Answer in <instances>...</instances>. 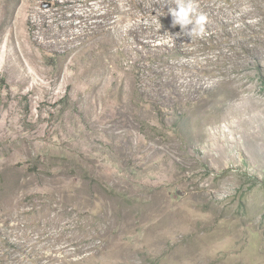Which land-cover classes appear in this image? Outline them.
<instances>
[{"label":"rangeland","instance_id":"rangeland-1","mask_svg":"<svg viewBox=\"0 0 264 264\" xmlns=\"http://www.w3.org/2000/svg\"><path fill=\"white\" fill-rule=\"evenodd\" d=\"M166 1L0 0V264H264V0Z\"/></svg>","mask_w":264,"mask_h":264},{"label":"bare ground","instance_id":"bare-ground-1","mask_svg":"<svg viewBox=\"0 0 264 264\" xmlns=\"http://www.w3.org/2000/svg\"><path fill=\"white\" fill-rule=\"evenodd\" d=\"M167 1H172V0H167ZM167 1H166V2H167ZM149 3H150V2H149ZM176 3H177V2H176ZM147 5H148V4H147ZM148 6H149V5H148ZM176 6H179V5H176ZM150 7H151V6H150ZM146 8H147V7H146ZM176 8H177V7H176ZM151 9H152V8H151ZM173 9H174V8H173ZM153 10H154V9H153ZM182 10H184V9H182ZM173 11H174V10H173ZM153 15H154V14H153ZM155 15H156V14H155ZM19 43H20V42H19ZM18 45H20V44H18ZM23 45H24V44H23ZM20 48H21L22 51L24 50L23 46H20ZM20 48H18V49H20ZM10 50H11V49H10ZM21 50H20V53H21ZM24 52H25V51H24ZM24 52H23V53H24ZM26 52H27V51H26ZM26 52H25V53H26Z\"/></svg>","mask_w":264,"mask_h":264},{"label":"trees","instance_id":"trees-1","mask_svg":"<svg viewBox=\"0 0 264 264\" xmlns=\"http://www.w3.org/2000/svg\"><path fill=\"white\" fill-rule=\"evenodd\" d=\"M263 190H264V186H263ZM263 202H264V200H263ZM264 212V211H263ZM263 215H264V213H263Z\"/></svg>","mask_w":264,"mask_h":264}]
</instances>
